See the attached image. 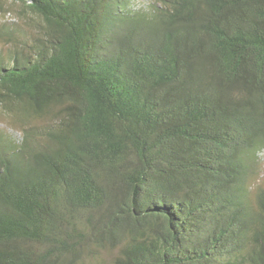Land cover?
Returning a JSON list of instances; mask_svg holds the SVG:
<instances>
[{
  "label": "trees",
  "instance_id": "1",
  "mask_svg": "<svg viewBox=\"0 0 264 264\" xmlns=\"http://www.w3.org/2000/svg\"><path fill=\"white\" fill-rule=\"evenodd\" d=\"M13 1L0 264H264V0Z\"/></svg>",
  "mask_w": 264,
  "mask_h": 264
},
{
  "label": "rangeland",
  "instance_id": "2",
  "mask_svg": "<svg viewBox=\"0 0 264 264\" xmlns=\"http://www.w3.org/2000/svg\"><path fill=\"white\" fill-rule=\"evenodd\" d=\"M136 3L141 4L146 0H135ZM22 7L19 3H14L13 0H0V29L5 26L15 27L18 26L20 35L33 32L32 26L29 23V19L21 12ZM20 18V19H19ZM32 18V17H30ZM26 21V22H25ZM17 31V30H16ZM0 39V53L4 57H8L10 54L11 45L2 44ZM8 118L0 109V127L7 126ZM264 153V152H263ZM258 173L255 175V182L257 186L264 187V154L261 155L260 166L257 168Z\"/></svg>",
  "mask_w": 264,
  "mask_h": 264
}]
</instances>
